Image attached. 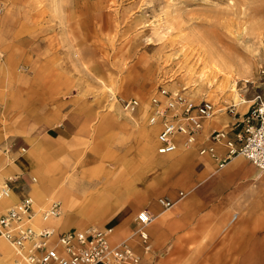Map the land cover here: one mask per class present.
Masks as SVG:
<instances>
[{"label":"rangeland","instance_id":"rangeland-1","mask_svg":"<svg viewBox=\"0 0 264 264\" xmlns=\"http://www.w3.org/2000/svg\"><path fill=\"white\" fill-rule=\"evenodd\" d=\"M159 90L222 111L264 102V0H0V144L36 136L40 121L53 127L69 114L83 121L112 115L84 124L94 135L77 153L51 145L59 168L40 180L34 171L51 188L38 211L56 207V222L70 216L66 229L43 228L114 227L113 202L144 194L149 183L138 185L124 169L157 139L160 125L149 118ZM130 100L138 103L134 112L122 108Z\"/></svg>","mask_w":264,"mask_h":264},{"label":"crops","instance_id":"crops-1","mask_svg":"<svg viewBox=\"0 0 264 264\" xmlns=\"http://www.w3.org/2000/svg\"><path fill=\"white\" fill-rule=\"evenodd\" d=\"M214 106L215 116L203 122L194 145L184 148V138H180L175 151L159 154L157 139H153L144 148L147 152L136 154L133 166L124 169V174L134 176L138 185L148 182L149 187H143L144 194L136 197L137 202L132 203L124 196L113 202L112 207L116 209L109 219L114 225L109 227L113 231L110 243L114 245L127 240L140 257L138 264H264V172L242 157L219 167L226 149L208 136L226 130L228 137L233 139L239 129L235 127L237 119L226 112L233 105L223 111ZM249 108L234 110L241 117ZM94 118L97 122L101 118L107 122L111 121L112 115L94 114L92 120L83 121L81 114H69L53 127L44 120L38 122L36 136L1 142L0 186L5 183L11 194L8 199L0 200V216L6 209L19 207L28 199L32 200L37 212L48 206L49 182L39 180L43 174L45 178L51 167H60L56 159L61 157L50 156V146L55 145L56 152L63 149L77 153L78 146L88 141L84 137L94 135V131L83 129L84 124L95 122ZM118 135L125 137V131H119ZM203 147H212L216 159L207 154L200 155L199 150ZM112 171L113 168H104L103 174L109 175ZM158 196L162 198L157 199ZM160 199L169 201L171 207L164 208ZM85 204L84 199L78 206ZM143 211L153 217L145 229L148 251L144 250L137 235L131 236L133 229L135 231V217ZM69 220L70 216L60 222L52 219L43 223L37 217L33 225L36 229L52 225L63 230L68 228ZM14 252L16 249L0 238V264H22Z\"/></svg>","mask_w":264,"mask_h":264},{"label":"built area","instance_id":"built-area-1","mask_svg":"<svg viewBox=\"0 0 264 264\" xmlns=\"http://www.w3.org/2000/svg\"><path fill=\"white\" fill-rule=\"evenodd\" d=\"M163 98L164 103L159 99ZM183 102L178 96L172 98L165 90L154 93L150 100L152 108L149 123H159L157 135V152L167 154L176 150L177 141L184 138L183 147L194 145L195 138L201 133L203 122L212 119L215 107L207 102L201 104L185 103L179 114L168 119V113L174 104ZM164 104V107H162ZM137 101L123 102L126 112H134ZM237 119L235 127L239 130L233 139L228 137L226 130L212 132L208 137L214 143H220L226 149V155L219 161L223 167L236 157H242L259 171L264 172V102L258 97L249 110L241 117L233 107L226 111ZM177 135L180 137L177 138ZM200 155L215 157L212 147L199 150ZM8 187L0 190V198L8 194ZM164 208L171 203L159 200ZM31 200L28 199L19 207L11 208L0 216V238L15 245L22 255V264H138L140 257L132 250L128 241L112 245L110 237L112 229H89L85 231L56 232L51 228H42L38 233L24 225L27 219L32 220ZM58 209L53 207L43 216L55 217ZM153 217L143 211L135 217V231L145 251L149 250L148 237L145 231Z\"/></svg>","mask_w":264,"mask_h":264},{"label":"bare ground","instance_id":"bare-ground-1","mask_svg":"<svg viewBox=\"0 0 264 264\" xmlns=\"http://www.w3.org/2000/svg\"><path fill=\"white\" fill-rule=\"evenodd\" d=\"M215 107V106H214ZM234 109V108H233ZM249 110V109H248ZM235 111V110H234ZM235 112H237V111H235ZM211 120V119H210ZM209 120V121H210ZM9 194H6V196H3V197H1L0 198V200H2V199H4V198H9ZM31 203H32V206H31V210H32V212H31V214L33 215L32 216V220H30V219H26L25 221H24V225L26 226V227H28V229H30L31 231H33V232H39L41 229H36L35 228V226L33 225V222H34V220L38 217L39 219H40V221L41 222H43V223H46V222H48V221H50V220H52V219H54L52 216H43V214H44V212L43 213H40L39 211L37 212V211H35L34 209H33V202H32V200H31ZM50 211V210H49ZM5 241V240H4ZM8 243V242H7ZM9 245H11L14 249H16V251L17 252H19V249L15 246V245H12V244H10V243H8Z\"/></svg>","mask_w":264,"mask_h":264}]
</instances>
